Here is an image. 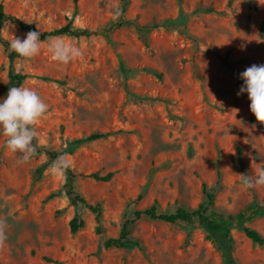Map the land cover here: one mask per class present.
<instances>
[{
  "label": "rangeland",
  "instance_id": "rangeland-1",
  "mask_svg": "<svg viewBox=\"0 0 264 264\" xmlns=\"http://www.w3.org/2000/svg\"><path fill=\"white\" fill-rule=\"evenodd\" d=\"M1 1L43 31L71 22L98 34L40 41L36 56L14 63L28 76L22 86L49 108L35 125L42 151L28 162L19 163L0 136V263L264 264V243L243 230L264 236V186L242 184L264 169V123L251 113L248 94L237 95L239 74L264 64V0ZM156 23L163 26L137 28ZM4 35L24 39L26 32L10 25ZM57 40L82 55L55 61L48 45ZM9 66L0 44V98ZM96 132L109 134L85 139ZM48 149L65 150L78 172H114L110 181L76 183L89 202L102 204L103 234L95 214L72 202L68 174L54 167ZM153 204L163 213L203 206L230 233L198 218L144 217L127 247L104 246ZM74 218L85 222L77 233Z\"/></svg>",
  "mask_w": 264,
  "mask_h": 264
},
{
  "label": "clouds",
  "instance_id": "clouds-1",
  "mask_svg": "<svg viewBox=\"0 0 264 264\" xmlns=\"http://www.w3.org/2000/svg\"><path fill=\"white\" fill-rule=\"evenodd\" d=\"M40 35V31L33 30L27 32L24 39L14 38L9 43L10 50L20 57L32 58L41 50ZM48 50L55 61L64 64L82 55L77 46L59 40L50 42ZM239 75L243 85L237 95L245 92L248 94L251 113L257 121L264 123V64H253ZM48 108V104L40 95L28 87H10L6 96L0 98V136L6 138L4 147L18 155L19 163L28 162L35 155L36 145L33 143L37 137L35 125L46 115ZM54 167L66 169L69 162L64 156H60ZM242 184L247 189L264 186V169L253 176H244ZM3 238V230L0 228V239Z\"/></svg>",
  "mask_w": 264,
  "mask_h": 264
},
{
  "label": "trees",
  "instance_id": "trees-1",
  "mask_svg": "<svg viewBox=\"0 0 264 264\" xmlns=\"http://www.w3.org/2000/svg\"><path fill=\"white\" fill-rule=\"evenodd\" d=\"M120 23H123L120 22ZM10 25H15L19 27L22 31H25L26 33L29 31H40V39L41 41H48L52 38L59 37V36H64V35H69V36H74V37H91L93 35L98 34V31H92L90 29H78L72 26V23H67L66 25L55 28L52 30H41L36 23L34 22H29L25 21L19 16L10 14L6 11L4 2H0V44L3 46L8 59H9V79H10V87L14 86H22L23 83L27 79L26 74L19 73L15 70L14 63L16 59L20 56H18L17 53L14 51L10 50L9 43L10 39L5 37L4 35V30L6 27ZM163 25L160 23H156L153 25H148V26H143L137 28L139 29H158L162 27ZM109 133H102V132H96L85 139L88 140H96L99 138L106 137ZM33 143L36 145V154L40 153L42 149L38 148V142H37V137L34 139ZM47 155L49 156L50 159L57 161L58 157L60 156H65L66 151L65 150H55V149H48L45 151ZM65 171L68 174V184H67V192L68 195L71 197L72 202L77 204L81 203L86 205L96 216V221H97V226H96V233L97 234H103L104 233V226H103V206L100 202L98 203H91L89 202L85 196H83L79 190L77 189V180L79 178H93L97 181H110L114 177V172H108L106 174H100L99 172H78L76 171L70 164L69 167L65 169ZM206 188V185H204ZM208 197L211 199L213 197L212 193L208 194ZM206 210L207 208L200 206L197 209H187L184 207H181L177 209L175 212L172 213H163L160 212L157 205L153 204L149 208H146L144 210H138L135 213V218L134 219H127L123 227L121 229V232L119 236L117 237H110L106 238L104 240V246L107 249L110 248H125L129 245V236L131 233V227L132 225L139 219L141 218H149L152 220H159L163 221L166 223H177L180 221L184 222H191L195 218H198L200 223L208 226L213 229H227V234H229L228 228H226L225 224L223 221L218 220L216 218H210L209 216L206 215ZM230 218L233 219V216ZM85 226V222L83 220H80L79 218H74L71 221V231L72 233H77L81 228ZM244 232L248 237H250L254 242L257 243H264V236L256 229H253L251 227L245 226L243 228ZM1 264V263H0Z\"/></svg>",
  "mask_w": 264,
  "mask_h": 264
}]
</instances>
